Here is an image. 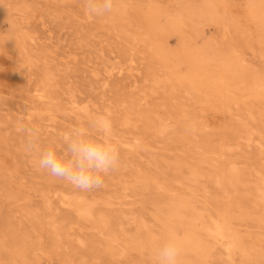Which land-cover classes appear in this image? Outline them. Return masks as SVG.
<instances>
[{"label": "rangeland", "instance_id": "obj_1", "mask_svg": "<svg viewBox=\"0 0 264 264\" xmlns=\"http://www.w3.org/2000/svg\"><path fill=\"white\" fill-rule=\"evenodd\" d=\"M217 4L251 26L245 0ZM177 10L175 0H116L112 14L90 18L82 0H0V264H156L170 237L180 243V264H264V99L241 86L233 68L187 63L180 45L200 58L213 39L247 69L255 50L234 28L200 32ZM10 25L17 33L9 37ZM28 57L36 65L23 71ZM47 67L57 75L50 97L65 106L56 121L38 117L50 100L33 93ZM84 106L90 115L77 112ZM102 116L111 120L120 165L98 189H74L24 151L21 127L37 130L42 147L58 148L73 127ZM65 193H85L89 214L63 205ZM226 220L242 237L232 255L209 234Z\"/></svg>", "mask_w": 264, "mask_h": 264}, {"label": "bare ground", "instance_id": "obj_2", "mask_svg": "<svg viewBox=\"0 0 264 264\" xmlns=\"http://www.w3.org/2000/svg\"><path fill=\"white\" fill-rule=\"evenodd\" d=\"M175 1L177 2V5H178V10H177L178 12L177 13L179 15L185 17V18L190 19L191 21L192 20L194 22L196 21L197 22V30H199L200 32H202V31L205 32V27L207 25H210V24L223 25L225 27V29H227L229 31H231V28H234L236 34L238 35V40L240 41V43L245 47L250 46L252 49L255 50V54H256V55L252 56V58L250 59L251 60L250 68H248V69L243 68L234 60L233 56L230 53H227L221 47L222 45L221 46L219 45L218 41L216 42L215 40L210 39L205 44L204 47L202 46L201 48H199V49H202L201 53L203 54V57L200 56V58L194 57L191 50H188L187 48H185V46L180 45V47H181L180 50L185 49L187 52V55H188L187 63H189V64H192V63L200 64V63H203L207 60L213 66L219 65V66H223L226 68H233L235 75L240 79L241 86H243L244 88L246 87V89H248V90H251L253 95H256L257 97H261V98L263 97V99H264V0H245L246 14H245L244 18H245V20H247L246 22H248V23L251 22V24H250L251 26H247L244 23L241 24L240 23L241 21H239L237 18H232L231 16H229V14L222 13L219 9L218 4H217V0H175ZM238 18H240V17H238ZM4 23H5V20H0V25H1L2 29H3ZM242 25L243 26L246 25V27L244 26L245 30L241 29ZM2 29H1V31H2ZM7 29L8 30L4 29L5 30L4 32L7 33L9 37L11 35L17 33L16 30L11 25ZM18 34H19V32H18ZM228 34H229V32H228ZM230 34H231V32H230ZM8 40L9 39H7V41ZM34 65H36V62L34 61L33 57H28L23 62L21 69L23 71H30ZM131 67H133V66H131ZM116 68H117V66H116ZM130 70L134 71L133 68H131ZM205 70L209 71L210 69L207 68ZM120 71H122V70L120 69ZM56 77H57V75L49 67L44 68L43 73H42V79H41L40 83L37 85V87L34 88V90H33L34 97L37 99V101L41 102V100L43 101V99H45V98H47L51 101V103L49 101V104H47L46 106H42L41 112H39V113L37 112V114L39 115L38 117H40V115L42 116L43 114H45V115H48V119H50V118H51V120L55 119V121L58 119V113L61 111H64V107H65L64 106L63 108H61L57 103H53V98L50 97V87H51L52 83H54L56 81ZM170 80H171V78H170ZM162 81H163V79H162ZM179 84L181 85V83H179ZM220 85L223 88V85H224L223 82H221ZM230 88H231V86H228V89H226L227 90L226 93L231 92ZM174 90H172V91L174 92ZM72 98H73L72 99V105H73V108H75L77 101L75 100L74 94H73ZM63 105H65V104H63ZM28 111H27V113H28ZM30 111H31V109H30ZM83 111L89 115L91 114V111L89 110L88 106H84L83 108L81 107L80 109L77 110V112L80 115ZM31 115H32V113H31ZM98 121L106 127L108 135H110V137H112L113 127H112L110 118L108 116H102V117L98 118ZM163 127H164V129H167L169 126L167 124H163ZM194 178H195L194 180L197 181V179L199 178V175H196ZM15 193L27 195V193L22 188L17 189L15 191ZM27 196H29V195H27ZM60 202L63 205H68V206H71L72 208H74V210L81 217H86L89 214V212L91 210V206H92V203L89 202L85 193H80L78 195H73V196L65 193L63 195V198L60 199ZM45 204L47 205L48 209L54 210L53 201L51 198L45 199ZM174 217L177 220L182 221L184 219V215H183L182 210H178L177 212H175ZM54 220H55V218H53V221ZM209 234L211 236H213L218 242L224 244L230 255H232L234 253L235 248L238 245H240L241 240H242L240 233L238 231L234 230L230 220H228V221L226 220L224 223H215L214 225H212L209 228ZM24 235L25 234L22 232L21 229L16 231V238L18 241L23 240Z\"/></svg>", "mask_w": 264, "mask_h": 264}, {"label": "clouds", "instance_id": "obj_3", "mask_svg": "<svg viewBox=\"0 0 264 264\" xmlns=\"http://www.w3.org/2000/svg\"><path fill=\"white\" fill-rule=\"evenodd\" d=\"M116 0H82V8L90 18L110 15ZM96 130V135L90 134ZM25 136L23 148L26 153H37L36 167L39 171L66 181L79 191H91L103 186L104 178L120 165L119 147L111 140L106 127L99 121L88 127H73L58 148L42 147L39 133L33 128L21 127ZM181 246L175 238H168L155 252L156 264H180Z\"/></svg>", "mask_w": 264, "mask_h": 264}]
</instances>
